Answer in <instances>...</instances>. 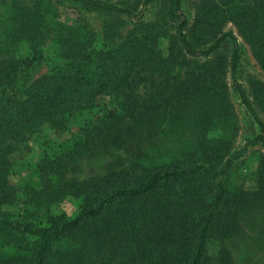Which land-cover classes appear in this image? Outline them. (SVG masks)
<instances>
[{
  "label": "trees",
  "instance_id": "1",
  "mask_svg": "<svg viewBox=\"0 0 264 264\" xmlns=\"http://www.w3.org/2000/svg\"><path fill=\"white\" fill-rule=\"evenodd\" d=\"M55 2L76 6L73 24L55 15L54 0L17 1L0 47V204L14 193L2 179L13 144L46 123L64 127L69 111L91 109L103 96L122 103L86 131L73 153L47 156L40 190L27 193L48 205L79 200L78 216L48 212L38 222L27 211L23 223L0 210V264H264L258 258L264 254V154L254 188L231 185L248 149H264V0H199L193 21L184 17L185 0ZM153 5L157 13L147 21ZM82 13L115 23L127 18L134 27L113 46L116 26H105L104 47L97 50ZM51 31L64 65L23 82V68L40 57ZM165 37L167 51L160 47ZM240 40L260 73L244 68ZM18 43L31 45L32 59L8 55ZM232 91L260 130L241 150L235 149L242 125ZM184 110L195 121L194 134L168 149L155 129L178 124ZM110 147L128 152L123 163L92 178L76 176L78 157ZM213 242L220 244L216 259L209 253Z\"/></svg>",
  "mask_w": 264,
  "mask_h": 264
},
{
  "label": "rangeland",
  "instance_id": "2",
  "mask_svg": "<svg viewBox=\"0 0 264 264\" xmlns=\"http://www.w3.org/2000/svg\"><path fill=\"white\" fill-rule=\"evenodd\" d=\"M17 1L22 0H0V47L4 45L3 40L12 26V9ZM197 1L199 0H185L184 2L183 14L189 21L194 19L193 3ZM54 5L57 14L54 9L53 11L55 15L59 16L61 22L73 24L78 18V12L74 9L76 6L66 2H55V0ZM156 13V5L151 6L145 13V20H153ZM82 14L83 16L85 15L84 18L89 23L90 30L97 36L95 44L97 50H102L104 47L105 26H116V33L113 36L111 35L110 38V43L113 46L120 45L134 27V21L127 18L115 23L99 14ZM49 19H51V16L47 17L48 23L46 25L49 29H52L53 26ZM228 29H233L237 33V30L231 24L228 25ZM240 43L243 50L244 68L251 73H260L250 48L243 40H240ZM58 47L56 33L51 31L42 42L40 57L29 68H23V82L32 83L62 67L65 61ZM160 47L164 51L169 49V39L167 37L161 39ZM5 49H8V47H5ZM9 49L8 55L11 57L23 60L33 58V50L29 43H18ZM4 56V54H0V62L4 60ZM195 62L200 63L201 61L197 60ZM192 66L190 65V67ZM232 93L233 102L242 125V131L235 144V149L241 150L245 146V140L247 138L254 139L255 134L260 133V130L254 125L238 96L233 91ZM121 103V98L103 96L99 98L97 104L91 109L69 111L66 114L67 123L64 127L46 123L36 133L30 134L23 141L13 144L8 151V166L2 175V179L14 190V193L8 203L0 204V210L7 214L10 219L23 223L28 222L26 218L27 211L35 213L39 219L38 222L45 219L48 212L56 215L65 214L71 219L76 218L81 211V202L79 200L67 197L58 204L48 205L36 203L27 193L33 190H40L39 167L47 156H61L65 153H73V151L78 149L76 145L81 138H84L86 131L97 126L109 111L119 109ZM187 111L184 110L182 112V118L178 124L156 127L155 130H159L158 135L160 136L162 133V138L159 142L164 147L173 149V147L181 145V143L190 142L189 139L195 131V121L193 118H189ZM263 154L264 149L260 145L248 149L244 157L235 165L231 176L232 188L255 187L254 179ZM127 156L128 152L119 151L113 147L105 148L104 152L97 157L82 155L75 160L74 164L77 166L75 174L81 180L105 174L108 169L123 163ZM233 243L235 242L233 241ZM237 244L239 242H236L235 245ZM219 250L220 244L213 242L209 247L211 257L216 259ZM241 250H236L235 252L237 262H240L242 258ZM258 258L264 262V254H260Z\"/></svg>",
  "mask_w": 264,
  "mask_h": 264
}]
</instances>
